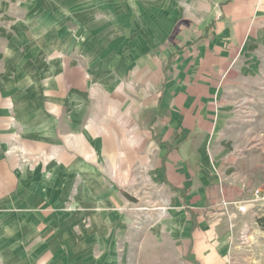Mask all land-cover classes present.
Instances as JSON below:
<instances>
[{"label": "crops", "instance_id": "obj_1", "mask_svg": "<svg viewBox=\"0 0 264 264\" xmlns=\"http://www.w3.org/2000/svg\"><path fill=\"white\" fill-rule=\"evenodd\" d=\"M40 2L0 0V264H39L49 199L29 181L85 173L71 159L96 160L102 139L123 179L149 139L156 175L191 210L187 264H228L234 232L214 237L201 209L243 203L264 174V0H52L43 53Z\"/></svg>", "mask_w": 264, "mask_h": 264}, {"label": "rangeland", "instance_id": "obj_2", "mask_svg": "<svg viewBox=\"0 0 264 264\" xmlns=\"http://www.w3.org/2000/svg\"><path fill=\"white\" fill-rule=\"evenodd\" d=\"M15 1L24 6L27 2ZM37 1H41L42 8L37 14L36 26L31 27L30 37L38 42L37 51L43 53L45 26L50 21L46 18L45 6L52 0ZM55 1L59 3L60 0ZM24 17L28 15L21 19ZM100 62L99 59H86L84 66L93 70ZM96 90L95 85L89 84L86 92L91 97L96 96ZM87 107L82 121L84 126L94 119L90 117L93 112L99 113L95 107L92 109L90 101ZM100 112V121H103L104 110ZM261 113V130H264V110ZM103 141L101 155L96 160L71 159L79 161L80 165L84 163L85 173H72L70 168V172L56 175L57 179L46 173L29 181V185L35 182L37 186L28 190L29 194L39 196L45 185L47 196H40L52 202L48 205V200L47 205L41 206V213L48 216L47 221L38 223L40 231L34 239L37 249L33 260L39 264L44 261L52 264H187L192 259V235L187 229L192 214L173 203L172 187L156 175L158 162L150 140L143 139L144 160L136 157L124 179L115 177L107 169L112 156H107L111 151H105ZM261 161L264 163V157ZM123 192L137 201L127 200ZM240 207L234 204L201 210L203 214L207 212L214 237L224 229L234 232V238L229 241L228 264H264L263 211L242 212ZM259 219H263L262 223Z\"/></svg>", "mask_w": 264, "mask_h": 264}, {"label": "built area", "instance_id": "obj_3", "mask_svg": "<svg viewBox=\"0 0 264 264\" xmlns=\"http://www.w3.org/2000/svg\"><path fill=\"white\" fill-rule=\"evenodd\" d=\"M240 205V210L242 212L248 210L258 212L261 209L263 211L262 215L264 216V174L259 183L251 189L249 198Z\"/></svg>", "mask_w": 264, "mask_h": 264}, {"label": "water", "instance_id": "obj_4", "mask_svg": "<svg viewBox=\"0 0 264 264\" xmlns=\"http://www.w3.org/2000/svg\"><path fill=\"white\" fill-rule=\"evenodd\" d=\"M123 196H124L127 200H129V201H131V202H136V201H137L136 198L130 196V195L127 194L126 192H123Z\"/></svg>", "mask_w": 264, "mask_h": 264}, {"label": "trees", "instance_id": "obj_5", "mask_svg": "<svg viewBox=\"0 0 264 264\" xmlns=\"http://www.w3.org/2000/svg\"><path fill=\"white\" fill-rule=\"evenodd\" d=\"M185 209H186L188 212L191 213V210H190L187 206H185ZM262 220H263V219H259L258 222L262 223ZM261 225L264 226L263 224H261Z\"/></svg>", "mask_w": 264, "mask_h": 264}]
</instances>
